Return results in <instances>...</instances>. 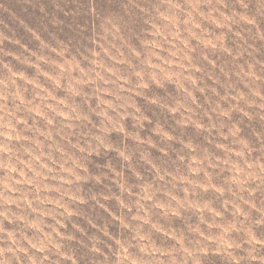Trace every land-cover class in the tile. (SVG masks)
Returning <instances> with one entry per match:
<instances>
[{"label":"clouds","instance_id":"1","mask_svg":"<svg viewBox=\"0 0 264 264\" xmlns=\"http://www.w3.org/2000/svg\"><path fill=\"white\" fill-rule=\"evenodd\" d=\"M125 16L143 20V36H129ZM28 31L35 48L13 34L3 40L19 50L0 44V264H82L72 240L88 264H199L212 242L232 264H264V234L253 226L264 223V160L255 156L264 135L254 143L233 120L264 119V0H128L123 15L100 19L83 49ZM168 84L174 98L147 95ZM186 127L207 134L219 154L181 136ZM172 145L182 151L170 153ZM101 152L119 161L107 168L115 188L89 197L81 185L109 178L92 167ZM217 168L228 178L217 179ZM90 200L128 235L103 219L76 223L77 206ZM186 213L195 217L187 232L163 223ZM153 233L177 248H161Z\"/></svg>","mask_w":264,"mask_h":264},{"label":"rangeland","instance_id":"2","mask_svg":"<svg viewBox=\"0 0 264 264\" xmlns=\"http://www.w3.org/2000/svg\"><path fill=\"white\" fill-rule=\"evenodd\" d=\"M128 0H0V44H3L4 48H16L19 50L18 45L8 44L4 42L3 37L9 34H13V38H19L22 41L29 44L30 47H37L38 42L35 41L31 33L28 31V27H35L38 31L47 35L53 40H63L68 43L74 49H83L87 45V41L90 38V34L94 32L99 25L100 19L103 16L110 14H124L125 5ZM94 8L95 14H92L89 9ZM128 34L131 38L135 39L137 36H143L142 29L147 26L143 23V20L138 16H125L124 17ZM261 55H264V44L259 45ZM2 54V52H0ZM227 57H222L223 61H226ZM31 71V69H29ZM147 95H155L164 100H170L177 95L176 89L172 84L162 86L160 88H152L147 92ZM145 110L153 113V118L156 120L164 119L169 123V126L175 127L174 118L169 117L166 112H163L156 108L154 105L147 103L143 99L139 100ZM233 120L238 122L243 132L255 143V133L260 132L264 135V119L255 118L248 120L241 116L239 113L233 114ZM135 121L129 120L128 126H134ZM152 125H146V135L151 134ZM181 136L191 138L202 149H207L208 152L219 154L218 149L211 141L210 137L194 127H186L177 129ZM112 142L116 145H121L125 142V138L120 135L112 137ZM128 147L135 148L130 141ZM170 153L180 152L182 148L180 145H172L169 149ZM153 159H164L169 167L173 162L169 158L161 157L155 149L151 150ZM255 156L261 160H264V142H261ZM119 163L115 153L101 152L92 158L93 170L101 173L102 175L109 176L103 183H96L91 181L87 184L81 185V190L89 197L98 195L101 193L109 194L114 190L115 186L111 183L110 175L107 173L108 163ZM146 176L151 175V170L147 167L144 168ZM217 179H227L229 176V170L227 168H217L215 172ZM129 180L133 177L131 173L128 175ZM208 196H213V193H208ZM264 196V192L258 194V197ZM110 206L117 208V202L111 200ZM80 216L73 217L76 223L86 224L87 217H94L97 219L105 220L112 232L123 233L119 222L109 220L103 209L98 207L95 201L90 202L83 206H77ZM253 219L260 218V213L253 210ZM194 214L186 213L183 217L166 216L162 217L165 225L172 226L176 231L187 232L186 225L194 221ZM256 232L264 234V223L253 225ZM147 230L148 226H144ZM68 231L72 232L74 229L69 224ZM90 232H94L95 229H89ZM78 235V234H77ZM159 246L165 249H176L177 245L175 241L169 239L167 236H163L157 233H153ZM192 240H196L195 236L189 233V237ZM242 238V234L241 237ZM70 246L74 247L78 254L85 257L82 264H88L87 252L81 247L75 240L68 242ZM202 243V242H200ZM199 247V244H197ZM204 247L208 249L206 255H199L197 260L199 264H232L229 254L222 249H218L215 242L204 244ZM237 255H245L246 253L241 249H234ZM187 264H194L192 259L187 261Z\"/></svg>","mask_w":264,"mask_h":264}]
</instances>
